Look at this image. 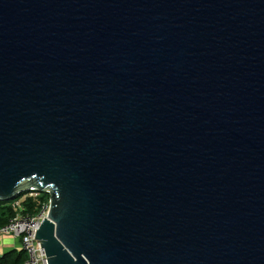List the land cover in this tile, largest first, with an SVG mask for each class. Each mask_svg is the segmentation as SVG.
<instances>
[{"label":"water","instance_id":"obj_1","mask_svg":"<svg viewBox=\"0 0 264 264\" xmlns=\"http://www.w3.org/2000/svg\"><path fill=\"white\" fill-rule=\"evenodd\" d=\"M30 191L47 264H264V0H0V201Z\"/></svg>","mask_w":264,"mask_h":264},{"label":"built area","instance_id":"obj_2","mask_svg":"<svg viewBox=\"0 0 264 264\" xmlns=\"http://www.w3.org/2000/svg\"><path fill=\"white\" fill-rule=\"evenodd\" d=\"M34 192L35 196L31 195V198H36L40 193L39 191ZM44 194L48 195L47 192ZM49 208V196L47 203H43L35 215L21 213L20 211H23L22 204H17V208L14 209L18 211L16 216L10 219L7 225L0 227V237L8 236L17 240L19 250L27 255V260L24 264H47L43 248H41L39 243L33 241L35 232L45 219Z\"/></svg>","mask_w":264,"mask_h":264},{"label":"trees","instance_id":"obj_3","mask_svg":"<svg viewBox=\"0 0 264 264\" xmlns=\"http://www.w3.org/2000/svg\"><path fill=\"white\" fill-rule=\"evenodd\" d=\"M45 196L48 195L39 193L36 198L26 197V199L21 202L23 211L20 212L23 214H37L42 204L48 201L45 199ZM17 213L18 211L14 210L11 202L0 201V227L7 225L9 220L14 218ZM26 260L27 255L21 250L13 249L0 253V264H24Z\"/></svg>","mask_w":264,"mask_h":264},{"label":"crops","instance_id":"obj_4","mask_svg":"<svg viewBox=\"0 0 264 264\" xmlns=\"http://www.w3.org/2000/svg\"><path fill=\"white\" fill-rule=\"evenodd\" d=\"M13 249L19 250V244L17 240L11 237L0 238V253L13 250Z\"/></svg>","mask_w":264,"mask_h":264},{"label":"rangeland","instance_id":"obj_5","mask_svg":"<svg viewBox=\"0 0 264 264\" xmlns=\"http://www.w3.org/2000/svg\"><path fill=\"white\" fill-rule=\"evenodd\" d=\"M39 193V192H37ZM24 194V195H23ZM31 195L35 196V192H23L20 196L16 197L15 199H13L12 201H9L12 203V206L15 208H17V204H21V202L23 200L26 199V197H31ZM45 199L48 200V196H45ZM3 237H8V236H3ZM3 237H0V238H3Z\"/></svg>","mask_w":264,"mask_h":264},{"label":"clouds","instance_id":"obj_6","mask_svg":"<svg viewBox=\"0 0 264 264\" xmlns=\"http://www.w3.org/2000/svg\"><path fill=\"white\" fill-rule=\"evenodd\" d=\"M30 192H34V191H30Z\"/></svg>","mask_w":264,"mask_h":264}]
</instances>
